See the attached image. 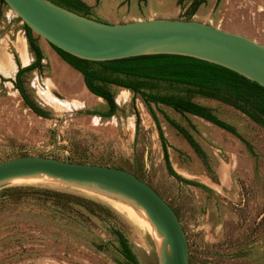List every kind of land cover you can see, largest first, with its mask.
<instances>
[{
    "label": "rangeland",
    "instance_id": "1",
    "mask_svg": "<svg viewBox=\"0 0 264 264\" xmlns=\"http://www.w3.org/2000/svg\"><path fill=\"white\" fill-rule=\"evenodd\" d=\"M82 1L89 6L84 16L95 20H194L264 44V0H203L194 8L197 0ZM21 26L0 3V161L38 155L125 169L173 207L185 234L189 264H264L263 125L219 100L161 81H147L142 90L202 105L236 135L161 103L147 107L138 94L114 85L106 88L117 109L100 117L93 112L106 113L105 101L91 94L81 75L36 37L42 65L23 72L20 79L32 102L47 114L39 116L13 85L16 63L23 67L33 60ZM164 116L191 136L200 153ZM155 121L170 168L199 185L168 172ZM44 189L91 201V212L67 199L47 198ZM64 202L72 205L78 219L61 212ZM113 232L125 239L138 264H157L155 240L145 221L123 202L47 179L0 185V264H126L114 250Z\"/></svg>",
    "mask_w": 264,
    "mask_h": 264
},
{
    "label": "water",
    "instance_id": "2",
    "mask_svg": "<svg viewBox=\"0 0 264 264\" xmlns=\"http://www.w3.org/2000/svg\"><path fill=\"white\" fill-rule=\"evenodd\" d=\"M37 37L79 59L108 61L148 54L193 57L231 70L264 88V44L194 21L153 18L109 23L48 0H2ZM45 178L95 192L143 213L152 227L157 264H188L182 226L163 198L145 181L118 167L21 155L0 161V185Z\"/></svg>",
    "mask_w": 264,
    "mask_h": 264
},
{
    "label": "trees",
    "instance_id": "3",
    "mask_svg": "<svg viewBox=\"0 0 264 264\" xmlns=\"http://www.w3.org/2000/svg\"><path fill=\"white\" fill-rule=\"evenodd\" d=\"M48 1L78 14H88L89 6L82 0ZM202 1L203 0H197L194 2L193 8ZM0 3L3 4L2 0H0ZM21 28L23 30L28 51L33 54V60L23 67H20L19 64L16 63L18 68L14 75L13 85L18 91L23 103L28 108L39 116L47 117V114L39 110V108L32 102L21 83L20 75L23 72L40 68L42 65V53L40 47L36 43L37 36H34L24 24H22ZM50 47L63 62L81 75L85 88L91 94L100 97L105 101L108 107L106 113L93 112L100 117L110 116L117 109L112 93L106 88V85H114L127 89L134 95L138 94L147 107H149L151 102L154 104L161 103L170 106L173 110L179 113H189L200 117L213 125L236 135L231 125L218 119L208 108L202 105L175 96L153 94L142 90L145 88L147 81H161L169 84H179L187 87L200 96L219 100L237 109L255 123L264 126V88L247 80L239 74L216 64L193 57L175 54H148L108 61H88L71 56L51 45ZM148 110L151 117L155 120L151 108H148ZM164 117L186 140L194 152L197 154L200 153L199 147L191 136L181 126L172 122L167 116ZM155 125L161 143L163 159L168 172L179 181L199 185L178 176L170 168L167 160L164 138L157 121H155ZM42 191L47 198L53 196L67 199L72 203L82 205L88 212H91L89 207L90 204H92L91 201H82L76 194L56 193L45 189ZM73 200H75V202H73ZM53 205L56 206L58 204L56 203ZM59 209L67 216L71 217L74 215L78 219V214L72 213L71 204L68 205L67 202H64L59 206ZM172 210L174 211L173 208ZM113 233L116 235L117 240V245H114L113 247L118 255L126 262V264H138L125 239L118 232ZM100 247L101 246H98V248Z\"/></svg>",
    "mask_w": 264,
    "mask_h": 264
},
{
    "label": "bare ground",
    "instance_id": "4",
    "mask_svg": "<svg viewBox=\"0 0 264 264\" xmlns=\"http://www.w3.org/2000/svg\"><path fill=\"white\" fill-rule=\"evenodd\" d=\"M40 179H45V178H27V179H22V178H20V179H14V180H12L13 182H15V181H26V180H40ZM135 210V209H134ZM135 211H137V213L143 218V220L145 221V223H146V225H147V228H148V230H149V232H150V234H151V236H152V238L155 240V241H157V238H156V236H155V233H154V231H153V229H152V227L149 225V223H148V221H147V219L145 218V216L143 215V213L142 212H140L139 210H135Z\"/></svg>",
    "mask_w": 264,
    "mask_h": 264
},
{
    "label": "flooded vegetation",
    "instance_id": "5",
    "mask_svg": "<svg viewBox=\"0 0 264 264\" xmlns=\"http://www.w3.org/2000/svg\"><path fill=\"white\" fill-rule=\"evenodd\" d=\"M150 185V184H149ZM151 186V185H150ZM152 187V186H151ZM153 189H154V187H152ZM158 194H159V192L156 190V189H154ZM160 195V194H159Z\"/></svg>",
    "mask_w": 264,
    "mask_h": 264
},
{
    "label": "crops",
    "instance_id": "6",
    "mask_svg": "<svg viewBox=\"0 0 264 264\" xmlns=\"http://www.w3.org/2000/svg\"><path fill=\"white\" fill-rule=\"evenodd\" d=\"M87 5V4H86ZM50 46V45H49ZM40 47V46H39ZM161 196V195H160ZM162 197V196H161ZM163 198V197H162ZM163 200H165L164 198H163ZM167 202V201H166ZM169 204V203H168ZM171 206V205H170ZM172 207V206H171ZM173 208V207H172Z\"/></svg>",
    "mask_w": 264,
    "mask_h": 264
}]
</instances>
